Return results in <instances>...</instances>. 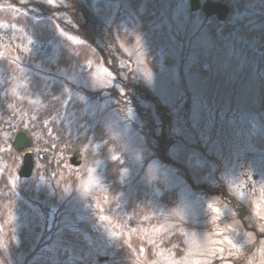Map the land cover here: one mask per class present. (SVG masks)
Here are the masks:
<instances>
[{
	"label": "rangeland",
	"instance_id": "374dc122",
	"mask_svg": "<svg viewBox=\"0 0 264 264\" xmlns=\"http://www.w3.org/2000/svg\"><path fill=\"white\" fill-rule=\"evenodd\" d=\"M25 1L11 5L13 12L34 13L41 21L59 26L57 32L63 33L60 46H78L91 33L107 64L115 61L117 74L101 58L54 71L42 66L39 71L36 64L40 61L31 70L64 83L61 119L66 126H75L74 138L91 133L102 143L105 131L101 127L108 131L124 153L121 158L126 165L120 181L134 196L128 190L126 195L110 193L103 182L104 163L92 166L81 161L74 168L66 162L70 154L50 149L54 169L64 166L74 173L76 182L60 184L66 188L55 204L31 202V208L42 217L43 242L27 261L10 264H35L44 255L48 259L49 254L54 256L66 227L82 233L93 256L107 255L106 249L113 254L125 245L138 264H264V50L258 48L264 42L257 37L249 40L246 33L211 35V21L198 12L190 14L188 0H150L148 5L149 0H139L135 9L129 0H77L83 10L76 18L78 24L64 12H75L76 0H38L53 9L61 8L54 13L56 21L49 13H38L36 5L33 10L24 5ZM153 5L159 7V16ZM263 5L264 0L248 1L243 10L232 13L229 23L244 22L264 34ZM147 15L152 19L146 21ZM59 20L74 31L64 30L56 23ZM143 23L148 32L138 29ZM81 24L83 30L78 27ZM3 29L7 26H1ZM143 32L146 37L141 36ZM20 40L24 49L26 36ZM60 46L49 43L35 49L54 61ZM128 80L147 92V102L142 96L135 97L141 105L150 106L152 119L148 122H152L147 136L143 134L145 117L142 120L132 103L116 96L117 92L126 95ZM157 103L159 112L154 108ZM13 117L15 121L22 118L18 113ZM161 130L166 142L170 140L166 156L173 162L154 153L159 148L153 146V133ZM49 138L41 145H54ZM45 149L37 146L33 151L40 155ZM164 149L163 142L162 153ZM119 154L112 152L109 157ZM241 161H246L243 169H239ZM44 166L37 158V172L24 187L55 193L58 179L46 176ZM4 167L0 162V174ZM16 169L7 167L4 172L9 193H17L22 185ZM246 173L249 177L243 179ZM245 184L255 188L245 191L241 189ZM216 188L225 198L210 192ZM166 189L174 190L177 197H161ZM130 202L133 207L128 208ZM10 222L16 227L17 217L11 215ZM174 233L183 236L178 256L171 246L163 245Z\"/></svg>",
	"mask_w": 264,
	"mask_h": 264
},
{
	"label": "trees",
	"instance_id": "16d2710c",
	"mask_svg": "<svg viewBox=\"0 0 264 264\" xmlns=\"http://www.w3.org/2000/svg\"><path fill=\"white\" fill-rule=\"evenodd\" d=\"M2 1H6L8 5H0V80L2 81V86L0 87V100L2 98V101H0V137L2 136L1 132H3L2 138H4L5 133L7 136L8 133L14 131V128L15 130L17 128L24 129L30 135L34 147L42 146L43 149L46 148L45 151L47 152L62 151L69 155L74 147H80L85 152V162L92 165L102 162L106 166L103 182L108 186L111 194L116 195L121 193L126 195L125 192L128 190L130 195L134 196L133 190L127 189L126 185L120 181L119 176L121 170L126 165L124 163L125 161L121 158L124 156V153H121V148H119V145L110 137L108 131L103 129L105 131L103 135L105 139L102 143H100L95 136H90L91 133H84L85 137L82 138H74L76 133L75 126H68L67 128L66 124L63 123L61 119L64 100L62 85L59 82L48 79L35 69L31 70L32 64H36V62L40 61V64H36V68L42 71L41 66L51 69L56 67L70 68L90 60L97 62L101 58L110 69L112 68L114 69L113 71L116 72L117 69L114 66L115 61L111 64H107V57L103 50L100 46L99 48L96 47L95 35L92 36L91 33H89L87 34L89 37L83 36L85 39H88L83 40V43L78 44V46L69 44L60 46L63 33L59 34L57 32L59 26L48 21H41L40 17H34V13L33 16L30 15L29 12L14 13L11 5L16 4L19 0ZM8 1H10V4ZM71 1L72 0H70V2ZM160 1L169 3V0ZM220 1L226 3L230 7V14H232L235 10H243L245 2L251 0H245L243 3H241L242 0ZM76 2L77 4H74L73 10L75 12L70 13L68 10H64L66 15L69 13L73 20L80 18L79 12L83 11L82 7L78 5L77 0ZM149 2L150 0L148 4ZM23 4L30 6L32 10L34 8L33 6L36 5L40 8V10H36L38 13H42L43 15L49 13L51 15L50 18L54 21H56L54 13L56 11L61 12V8L57 7L53 9L48 4L39 2L38 0H26ZM46 7L49 8V11H45ZM153 12L157 15L159 7L153 5ZM151 16L152 15H147L145 20H151ZM60 20L56 23L61 25L64 30H72L71 26L62 24ZM75 22L78 24L77 19ZM143 24L138 28L139 30L147 27L146 23ZM216 24L218 26L224 23L216 21ZM1 26H7V29L1 30ZM247 26L244 22L236 21L224 25L222 31L229 34L239 31L240 33H246L249 38L254 37L256 31L249 29ZM78 27L83 30L82 24ZM147 28L146 32H148L149 29ZM216 28L212 27L211 31L214 32ZM20 36H26V41L28 43L26 47H24L25 50L22 47L24 43L20 40ZM141 36L146 37L147 33L143 32ZM48 42L60 46L54 61L49 59L48 54L43 56L39 50L35 49L37 45L48 46ZM125 87L126 95H121L117 92V98L122 102L128 100L132 103L138 110L142 120L144 117L147 122L151 120L152 113H149L151 112L150 109L142 107L140 102H137L135 98L137 96L143 97L145 90L133 82L129 84L126 83ZM132 93H135V96H133ZM4 101H6V103H4ZM75 103L82 106L80 102ZM16 113L22 118L13 126L12 118ZM153 135L156 138V143L159 148L156 152L157 157L165 158L168 162H173L172 159L167 157L168 153L166 152L168 151L170 140L168 139V143L166 142L165 139L167 138H165L164 133L159 135L153 133ZM49 137L53 138L55 142L54 145H51V147L50 143H45L44 146L41 145L45 139H50ZM163 142L165 149L162 153L161 144ZM116 151L120 152L118 155L120 157L116 156L115 158H110L109 156L112 155V152ZM19 159L20 154L16 152L11 145L8 146L6 143L2 144L0 142V162L5 164L4 172L7 167H14L16 169ZM54 163L51 175L58 179V185L55 188L56 192L51 194H47V189L35 192L28 187H24L30 178L19 179V182L22 183L21 188L17 189V193H13L12 191L9 193L6 191L10 186L7 184L5 173L3 172L0 174V264H10V262H17V260L20 259L26 260L36 246L37 249H40V244L43 242L41 229L42 217L31 208V202L36 200L42 201L43 204H55L57 202V197L63 194L64 190L62 189L66 188L67 184L74 185L76 182L74 173H69L64 166L61 169H54ZM174 164L177 165L175 162ZM60 184L66 186L62 187ZM169 195L177 197L176 192L172 189H166L161 197L165 198ZM131 204L130 202L129 206H126L131 208L133 207ZM134 204L135 202L133 205ZM43 208L45 207L43 206ZM120 208L121 207H119L118 211H121ZM104 214H110V212L104 210ZM116 214H113V216ZM11 215L17 217L16 227L10 222ZM79 226L83 229L81 224H79ZM83 230L89 232L87 228ZM182 237V234L174 233L163 242V245L165 247L171 246L178 256L182 253ZM175 243H177L176 247L174 246ZM90 254L91 252L87 249V241L82 233L79 230H71L66 227L60 236L54 256H50L49 254L48 259V257L44 255L38 258L35 264H95V261L98 264L100 262L104 264H138L133 261L132 254L125 245L121 247V249L114 251L113 254L107 253V249L105 253L107 255L93 256ZM100 257H103L102 260H99ZM52 259H54L53 262Z\"/></svg>",
	"mask_w": 264,
	"mask_h": 264
},
{
	"label": "water",
	"instance_id": "95a60500",
	"mask_svg": "<svg viewBox=\"0 0 264 264\" xmlns=\"http://www.w3.org/2000/svg\"><path fill=\"white\" fill-rule=\"evenodd\" d=\"M190 4V9L191 10H197L201 7L202 11L207 15V16H212L216 15V17L219 20H224L226 18L227 12H228V7L222 3L219 2H211L207 1L200 5L199 0H189ZM31 141L28 135L23 132L19 131L15 134L12 140V145L14 148L18 151H21L28 146H30ZM43 158L47 161L48 166L45 168L46 173H50V161H51V156L48 154L43 155ZM71 163L77 165L80 162V154H79V149H76L73 152L72 157L70 158ZM33 168V158L32 154L30 152H25L23 155V160H22V165L18 171V174L21 177H28L30 176Z\"/></svg>",
	"mask_w": 264,
	"mask_h": 264
},
{
	"label": "flooded vegetation",
	"instance_id": "af4514ba",
	"mask_svg": "<svg viewBox=\"0 0 264 264\" xmlns=\"http://www.w3.org/2000/svg\"><path fill=\"white\" fill-rule=\"evenodd\" d=\"M0 142H2V138H0ZM244 166H245V165L241 162L239 168H240V169H243ZM251 166H252V165H251ZM243 177H244V178H247V174H244Z\"/></svg>",
	"mask_w": 264,
	"mask_h": 264
}]
</instances>
